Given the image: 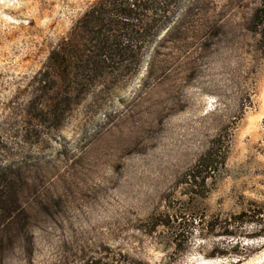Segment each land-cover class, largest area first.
Returning a JSON list of instances; mask_svg holds the SVG:
<instances>
[{
    "label": "rangeland",
    "instance_id": "374dc122",
    "mask_svg": "<svg viewBox=\"0 0 264 264\" xmlns=\"http://www.w3.org/2000/svg\"><path fill=\"white\" fill-rule=\"evenodd\" d=\"M162 1L69 87L38 80L99 0H0V264H264V0Z\"/></svg>",
    "mask_w": 264,
    "mask_h": 264
},
{
    "label": "trees",
    "instance_id": "16d2710c",
    "mask_svg": "<svg viewBox=\"0 0 264 264\" xmlns=\"http://www.w3.org/2000/svg\"><path fill=\"white\" fill-rule=\"evenodd\" d=\"M164 2L157 0V3L151 2L147 5L144 2L135 3L129 0H99L96 6L89 8L82 15L59 48H54L50 52L45 63L47 74L38 80V84L46 83L49 74L58 76L66 86L75 87L81 86L83 81L87 84L100 83L102 76L105 78L104 74L120 73L124 70L125 63L137 60L134 49L141 47L139 41L144 40L142 38L153 28H151L152 22L157 21L153 17V12L155 11V15L158 16L157 11L162 9L160 4ZM140 10L141 13L138 12ZM150 12L151 15L148 17L147 13ZM139 16L150 18L151 23L146 22L141 27L138 26L133 21L139 20ZM72 70H76L77 75L81 76L80 79L70 77ZM211 156L210 152L203 155L205 159ZM203 164L201 162L199 166ZM7 179L4 171L0 173V223L15 211L13 207L8 206L11 200L4 199V195L10 198L11 191L8 186L12 191L14 190L13 183ZM189 220H192V223L196 221L192 218ZM162 224L171 226L169 221H164ZM180 235L178 230L171 233L174 250L178 249L177 242ZM190 235L192 232L189 233ZM227 235L232 240L238 238L237 233L233 231L228 232Z\"/></svg>",
    "mask_w": 264,
    "mask_h": 264
}]
</instances>
